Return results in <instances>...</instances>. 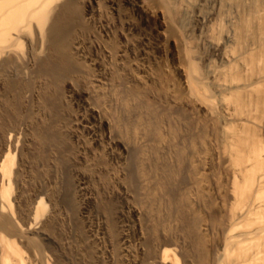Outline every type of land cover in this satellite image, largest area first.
<instances>
[{"label": "bare ground", "instance_id": "1", "mask_svg": "<svg viewBox=\"0 0 264 264\" xmlns=\"http://www.w3.org/2000/svg\"><path fill=\"white\" fill-rule=\"evenodd\" d=\"M154 1L0 0L1 264H33L31 253L39 264H63L66 246L52 235L60 205L72 207L80 196L90 207L85 193L91 175L111 172L109 162L125 164L121 175L135 177L139 185L131 183L139 187L138 195L131 191L133 201L127 188L109 202L118 211L113 215L117 225L108 223L118 233L117 244H111L119 245L108 246L110 260L117 248L118 264H264V139L249 138L246 131L264 124V0L253 13L239 12L238 0H180L188 17L185 31L197 38L204 75L187 72L180 57V65L168 67L172 72L163 69L179 50L175 35H165L164 15ZM252 20L260 32L250 28ZM240 24L247 40L243 46ZM109 30L116 31L112 39ZM216 133L225 182L215 180L206 165ZM85 161L88 169L76 167ZM59 163L69 165L63 168L65 177L59 175L62 194L57 190L61 180H55ZM31 171L39 172L33 175L37 180L43 176L39 183L34 179L38 185H32V175L27 182ZM218 192L230 198V208L222 216L221 248L209 255L204 236L219 218ZM78 203L76 213L69 211L88 227L87 244L85 253L78 246L82 253L73 260L92 264L106 251L92 244L104 237L96 238L90 210ZM21 212L26 213L24 225L20 215L17 220ZM142 216L148 224L140 222ZM171 220L183 221L190 238H183L184 228L175 233ZM78 228L83 235L84 227L83 232ZM23 240L32 250L30 256L24 253L27 260L17 245Z\"/></svg>", "mask_w": 264, "mask_h": 264}, {"label": "rangeland", "instance_id": "2", "mask_svg": "<svg viewBox=\"0 0 264 264\" xmlns=\"http://www.w3.org/2000/svg\"><path fill=\"white\" fill-rule=\"evenodd\" d=\"M192 1H195V0H192ZM154 2H156V10L157 11H161L162 13H163V17H164V23H165V26L166 27H164L163 29L166 31L165 32V35L168 33V35L170 36V34H172V35H175V38H174V36H173V38L175 39V42L177 43L176 45H177V49L179 50V51H177V53L175 54V59L173 60V61H171V62H169L168 61V63H169V65L166 67L165 66V64H164V67H163V69L164 70H166V68H167V70H168V67H169V69H172L171 68V64H175V65H180V61H179V57L181 58V60H183V63L181 64V65H183L184 66V68H185V70H187V72H189V73H191V72H194L195 74H200V75H204L205 74V68H204V66H202L201 64H200V62H199V57H200V54H201V51H200V49H198L197 48V38L195 37V36H193V35H189V34H187L188 32H186L185 31V28L186 27H189V25H187V23H188V17L185 15V13L183 12V10H182V8H181V5H180V0H156V1H154ZM234 4V3H233ZM232 4V5H233ZM234 5H236L238 8V11L239 12H241V13H253V11L255 10V9H257L259 6H260V0H241V2L238 0ZM234 5H233V7H234ZM155 8H154V10H155ZM110 18V17H109ZM260 18H261V16H260ZM255 20V19H254ZM242 25L243 24H240L239 26H238V28H239V32H238V35H240L239 36V38H238V41L242 44V46L245 44V41H247L246 39H245V37L243 36V34H242ZM250 28L251 29H253V31L254 32H260V30H259V27H258V24H257V22L256 21H253L252 20V22L250 23ZM162 29V30H163ZM261 29V28H260ZM109 34H111L109 37L112 39V37L113 36H115V34H116V31H112L111 32V30H109ZM172 32V33H171ZM109 37H102V36H97L96 37V39H98L99 38V40L101 39L102 41H103V38H106V39H109ZM172 38V39H173ZM110 39V40H111ZM98 40V41H99ZM255 41H256V39H255ZM169 44V43H168ZM170 45V44H169ZM175 45V46H176ZM176 49V50H177ZM153 60V59H152ZM214 64L215 65H217L216 64V62H214ZM168 71H171L172 72V70H168ZM206 87V86H205ZM262 90L264 89V86H263V84H262V86L260 87ZM206 89H207V93H206V95H210V90H209V88H208V86L206 87ZM262 124V125H261ZM260 125V128H249V129H246V131H248L247 133H248V135L247 136H249V138L250 137H256V138H258V139H260V140H263L264 139V124L263 123H261ZM218 133V132H217ZM216 133V137H215V139H213V141H215V142H213V144H212V147L210 146V150H208L209 151V155L207 154V157H209V160L208 159H206L208 162H209V165H208V162L206 163V165H207V167H208V169H209V171H211V175L213 176V178L214 177H216V178H214L215 180H218V179H221V180H223L224 179V170H226V167H225V165H226V163L223 161V158L221 157V156H219L220 155V150H221V145H220V139H217L218 137H220V136H218V134ZM22 135V134H21ZM20 135V137L19 138H21L22 136ZM220 135V134H219ZM251 135V136H250ZM248 138V137H247ZM19 143H20V140H19ZM68 164H69V161L67 162ZM84 163H86V161L85 162H81V164H83V165H81L80 163H78V164H80V165H78V164H76L77 166L76 167H81V168H84V167H86V169H88V167H87V163L86 164H84ZM112 162H109V164H110V168H111V166H112V168H111V172H109L108 174H105V175H100V177L98 176V178H100V179H98L97 178V176H96V174H92L91 175V179H90V184L92 185H90L89 184V192L88 193H85L86 195V198L87 197H89L90 199H86V202L90 205V207L87 205V204H85L84 202H82V200H79V199H81V197L80 196H77V198H78V200H77V198H75L76 196H74V198H75V201H74V203H72L73 205H71L72 207H70L69 206V208H68V204H66V205H64V207H63V205H60V207L61 208H59V211H61V213L60 214H58V219H59V221L57 220L56 222H55V226L53 227V229H55V228H57V229H55L54 231L52 230V235H53V238L54 239H56V240H59L58 242L61 244V247H62V245L63 246H68L67 247V249H68V252H71V253H68L67 252V249H65L66 247H63V249L62 250H65L64 251V254H67V255H64V257L65 256H68V257H66V258H64V261H63V264H75V263H77L78 261H74L75 260V258H77V254H76V252L78 253V251L80 252V253H82V250H83V253H85V248H86V244H87V241H86V239H85V234H86V228H88L87 226H84V224H82V223H79L80 221H81V219H79V215H78V213L75 215V213H76V209H74V205L75 206H77L76 205V203H78V205H79V207H81V205L83 204H85L84 206L82 205V208L83 207H87V209L88 210H90L89 212H90V216H91V226H90V228L91 227H93V228H91L92 229V231H94V233L96 234V231H97V236H96V238L98 237V238H101V235H102V238L104 239V241L102 242L101 240H103V239H101V240H99L98 242H96L95 244H92V245H94V248H95V250H96V247L97 246H99V247H97V249H99V250H101V251H103L104 252V250L106 249V251L104 252V255H102V254H100V253H98L99 255H102V256H99V260L97 259V257L95 256V258H93L94 259V263H92V262H90V263H92V264H95L96 262H100V263H98V264H104L103 262H105V264H110L111 262V264H115V262L118 264V262H120L119 260H120V253H118V249L116 248V250H115V253H114V255L115 254H118L119 255V257H118V255H117V257H116V255L115 256H113L112 254V256H113V258L110 260L109 259V255H108V253H106L107 252V249L109 250V247L112 245V244H117V242H116V238L118 237V233L117 232H115V231H117L116 229L117 228H115V227H113L114 225L116 226L117 224H116V222H117V220L113 217V215H114V212H118L117 210H115V209H117V207L115 206L114 207V205H111L109 202H111L112 201V203L116 200V198H117V196H118V194H119V192L121 191L120 189H122V192H123V189L126 191V189L128 188V191H126L127 193H128V199L131 201V199H132V201L134 200L133 198H134V196H132L133 194H134V190H136L135 191V194L137 193V195H138V188L139 187H137V188H135L134 189V187L137 185V186H139L138 185V182L137 181H135V180H137V179H135V177L133 178V176L132 177H129V176H127V174H126V176L128 177H126L125 175H121V171H120V169L122 170V171H126V165L125 164H121L120 163V165L118 164V163H115V162H113L114 163V165H113V163L111 164ZM59 164H61L60 166H58V170L59 171H61L62 170V172H59L58 170V174H57V178L55 179L56 181L58 180V178H59V175H61V173L63 174V176L65 177V174H66V171L68 170V168H69V165L67 164V166H65L64 167V165L62 164V163H59ZM116 164H118L119 166H121L120 168L119 167H117L118 165H116ZM122 165H123V167H125V168H122ZM63 166V167H62ZM83 166V167H82ZM210 166H212V167H210ZM72 167V166H71ZM119 168V170L117 169V168ZM63 168L65 169L66 168V171L65 170H63ZM52 169V168H51ZM116 169V170H115ZM128 169V168H127ZM116 171V173H119V175H121V177L118 175V176H116V173H114L115 171ZM214 170V171H213ZM63 171H65V172H63ZM119 171V172H118ZM213 171V172H212ZM34 171H31V173H30V176L28 177V178H26V179H28L27 180V182L28 183H31V180H32V177H33V175L34 176H36L37 175V177H38V174H39V172L37 173L36 171L34 172V173H36V174H34L33 173ZM114 175L113 177H112V174ZM219 173H221V174H219ZM109 174H111V175H109ZM217 174V175H216ZM31 175H32V177H31ZM62 176V177H63ZM96 176V177H95ZM102 176V177H101ZM125 176V177H124ZM109 177H110V180H112V181H114V182H112V181H108L109 180ZM119 177V178H118ZM222 177H223V179H222ZM31 178V179H30ZM36 177H33V183H32V185L33 184H35V182H36V184L35 185H38V183L39 182H41L40 180L43 178V176L41 177V175H39V178H41V179H39L38 178V180H37V178H36V180L38 181V183H37V181L35 180L34 181V179H35ZM60 178H61V176H60ZM59 178V179H60ZM97 178V179H96ZM103 178L104 179H106V180H103ZM112 178V179H111ZM125 178V179H124ZM218 178V179H217ZM64 178H62V179H60L61 181H57L58 182V188H57V190H58V193L60 192V194H62L63 192H61V191H63V184L61 183L62 182V180H63ZM96 180V181H91V180ZM116 181H115V180ZM118 179H120V180H122L123 181V179L126 181V182H129L130 181V186L132 187V184H134L135 182H136V184H134L135 186L134 187H132V188H130V186H128L127 187V185H129L128 183H126L125 181H123V182H120V181H118L117 182V180ZM132 179H134V180H132ZM52 180V179H51ZM54 180V179H53ZM101 180V183L99 182ZM103 180V181H102ZM106 181V182H105ZM132 181V182H131ZM135 181V182H134ZM224 181V180H223ZM223 181H221L222 183H224ZM44 181L42 180V183H43ZM93 184H92V183ZM98 182V183H97ZM103 182H105V183H107V185H109L108 186V189L107 188H104V186H105V183H103ZM109 182V183H108ZM112 182V183H111ZM41 183V184H42ZM113 183H117L116 185H112V186H114V187H110L111 186V184H113ZM123 183V184H122ZM125 183H126V186H124L125 185ZM132 183V184H131ZM104 185V186H103ZM106 185V186H107ZM118 185V186H117ZM124 186V187H126V188H122L121 186ZM39 186H40V184H39ZM91 186V187H90ZM100 186H103V187H101L100 189L99 188H97V187H100ZM109 187L111 188L110 190H109ZM61 188V189H60ZM91 188V189H90ZM131 190H130V189ZM98 189V190H97ZM107 189V190H106ZM113 189H118L117 191H115V190H113ZM31 189H29V190H27V194H28V192H29V194H32V190L30 191ZM93 190V191H92ZM94 190H97V191H95L94 192ZM104 191V192H103ZM108 193H107V192ZM131 191H132V193H131ZM220 192V191H219ZM215 193L214 194V196H215V199H216V201L218 202V205L220 206L221 205V207H219L220 209H219V213H218V216H219V218L221 219L222 218V216L223 215H225L226 214V212L225 211H227L228 209L227 208H230V205L228 204L229 203V200H230V198L227 196H224V194L223 193ZM93 193V194H92ZM105 193V194H104ZM113 193V194H112ZM117 195H115V194ZM130 193V194H129ZM92 196H91V195ZM217 194V195H216ZM42 195V194H41ZM109 195V196H108ZM112 195H114V196H112ZM131 195V196H130ZM84 196V197H85ZM104 196H106V197H104ZM110 196H112V197H114V198H112L111 197V199H110ZM116 196V197H115ZM94 197V198H93ZM104 197V198H103ZM108 197V198H107ZM131 199H130V198ZM218 199H217V198ZM74 198L72 199V200H74ZM103 199H106V202H107V204H106V202H105V200H103ZM107 199H110V201L108 200L107 201ZM114 199V200H113ZM71 200V201H72ZM219 200V201H218ZM95 201V202H94ZM103 201L105 202L104 203V205H103ZM80 202H81V204H80ZM136 202V201H135ZM135 202H133V203H135ZM221 204H220V203ZM228 202V203H227ZM70 203V204H71ZM69 204V205H70ZM101 204V205H100ZM105 204L108 206V208L106 209V207L107 206H105ZM111 206H110V205ZM87 205V206H86ZM97 205V206H96ZM223 205V206H222ZM105 206V207H104ZM110 206V207H109ZM66 207V208H65ZM64 208H65V210H66V212H67V209H68V211H69V209L71 210V208H73V210L75 211V213H73V215H72V212H73V210L69 213H67L66 215L64 214L65 213V210H64ZM91 208V209H90ZM226 210H225V209ZM100 209H101V211H100ZM112 209H113V211H112ZM165 209V208H164ZM103 210H104V212H103ZM64 211V212H63ZM92 211V212H91ZM95 211H97V212H95ZM113 213L112 214V216H111V213ZM93 212H94V216H93ZM101 214H100V213ZM154 212V211H153ZM152 212V213H153ZM164 212V211H163ZM162 211H160V213L162 214L163 213ZM24 212H21V214H18V217H17V214L15 215L16 217H17V220L18 219H20L21 217H22V222H20V220L18 221L19 223H22L21 225H24L23 223L25 222L26 223V221H24V220H26V213L25 214H23ZM63 213V214H62ZM98 213L101 215H99L98 216ZM159 213V214H160ZM225 213V214H224ZM23 214V215H22ZM62 214V215H61ZM95 214H97V215H95ZM104 214V215H103ZM21 217H20V216ZM25 215V216H24ZM59 215H61V216H59ZM65 215V216H64ZM75 215V216H74ZM102 215H103V217H102ZM105 215H106V217H105ZM67 216H69L70 217V219L72 220L74 217H78V218H74L72 221H74V220H76V222L74 221V222H71V220H67L69 217H67ZM95 216H97L96 218H98V219H95ZM115 216V215H114ZM217 216V217H218ZM60 217L61 218H63L62 220L60 219ZM93 217V218H92ZM102 217V218H104V220L105 221H107V222H105V221H103V219L100 218ZM107 217H109L110 218V220L109 219H107ZM112 217V218H111ZM66 218V219H65ZM218 218V220L216 221V222H214V224L216 223V226L214 225V224H212L211 226L214 228H211L210 229V227L208 228V230L209 231H206V234H205V232L203 233V236H204V234H205V239H207V241H208V246L209 247H207V248H209L208 250H209V255H213L214 254V252H216L217 251V249L219 250L220 248H221V244L219 243V238H222V232L224 231V230H226V226H225V224H223L224 223V217L220 220ZM102 220L103 222H105V223H101V221L100 220ZM115 219V220H114ZM63 220H67L65 223H64V221ZM80 220V221H79ZM97 220V221H96ZM109 220V221H108ZM111 220H114V221H111ZM143 220V221H142ZM142 220H140V222H146L147 220L146 219H144L143 218V216H142ZM146 220V221H145ZM24 221V222H23ZM60 221H61V223H62V225H61V223H60ZM77 221H78V223H79V225L81 224V225H83L82 227H84V233H83V235H82V233H80V231L79 230H77V232H76V228H80L81 226H79V225H77L78 223H77ZM99 221V225L98 224H96L97 222ZM172 221V220H171ZM220 221V222H219ZM223 221V222H222ZM58 222H59V225L58 226H56V223L58 224ZM67 222H69V223H67ZM82 222V221H81ZM93 222V223H92ZM173 222V225L172 226H175V227H173V230L175 231V233L177 232V233H182L183 232V228L184 229H186V231H187V227H184V223H183V221H175L174 222V220L172 221ZM172 222L170 223V224H172ZM219 224H218V223ZM72 223V224H71ZM112 224V225H110L109 226V224ZM142 223H140L141 225H142ZM147 224H148V221L146 222ZM146 223H144L145 225H143V226H145L144 227V229H143V231H145L146 230V226H147V224ZM176 223V224H175ZM179 224V226H178V224ZM66 224V225H65ZM68 224V225H67ZM101 224V225H100ZM104 224L105 225H107V226H104ZM73 226V228H72V226ZM78 227H77V226ZM97 225L98 226V230H96V228H97V226H96V228H95V226ZM102 225L104 226V228L102 229ZM65 227V228H63V227ZM74 226L76 227L75 229H74ZM177 226V227H176ZM182 226V227H181ZM215 226V227H214ZM71 227V228H70ZM81 227V228H82ZM101 227V228H100ZM181 227V229H179V228ZM59 228H62V229H59ZM78 228V229H79ZM80 228V229H81ZM110 230H109V229ZM135 228V229H134ZM179 229V231L177 230V229ZM94 229V230H93ZM100 229H102V230H100ZM105 229V230H104ZM131 229H134L135 230V232L137 231V228H136V226H134L133 228H131ZM60 230L61 232H58V231ZM75 231V234H74V231ZM82 230V232H83V229H81ZM108 232H107V231ZM115 230V231H114ZM181 230V231H180ZM132 231V230H131ZM185 230H184V232L182 233L183 234V238H190L188 235H186L185 233H188V231L186 232ZM59 233H61V235L62 236H57ZM100 232H101V234H100ZM113 232V233H112ZM55 233V234H54ZM77 233V234H76ZM103 233V234H102ZM108 233H112L111 234V237H113L114 236V239L113 238H111V237H109L108 236ZM224 233V232H223ZM104 234H106V236L104 235ZM115 234V235H114ZM182 234H181V236H182ZM54 235H55V237H54ZM60 235V234H59ZM76 235V236H75ZM104 235V236H103ZM113 235V236H112ZM186 235V236H185ZM66 237V238H65ZM75 237V238H74ZM81 237V238H80ZM110 238V239H108V238ZM60 238L62 239V240H64L65 241V239H66V242H67V244H66V242H64V241H62V242H60ZM79 239V241L77 240H75V241H73L72 239ZM208 238H210V240L208 239ZM107 239V240H106ZM70 240H72L75 244H76V242H77V246L74 244H72L73 242H71L69 245H68V241L70 242ZM81 240V241H80ZM115 240V241H114ZM134 239H132V241H133ZM84 241V244L82 243ZM108 243H107V242ZM39 242V241H38ZM78 242H79V244H78ZM86 242V243H85ZM101 242V243H100ZM105 242V243H104ZM135 242V241H134ZM26 244V242L23 240V242H18V246L22 249H20L21 250V252L23 251V250H25L24 252H22L23 253V256L26 254V252L28 253L27 254V256H30L31 254V261H29V258L25 255L24 257H26L25 259L27 260V258H28V262H32L33 264H39V262L38 261H36V257H34L33 256V253H29V252H32V250L30 249V248H28V246H27V244ZM65 243V244H64ZM94 243V242H93ZM104 243V244H103ZM109 243H110V245H109ZM112 243V244H111ZM72 244V245H71ZM81 244V245H80ZM108 244V245H107ZM80 245V247L81 248H83L82 250H81V248L80 247H78ZM97 245V246H96ZM102 245H104V246H101ZM24 246V247H23ZM27 246V249L25 248ZM75 246V248L77 249V251H76V249L74 248L73 249V247ZM85 246V247H84ZM96 246V247H95ZM109 246V247H108ZM113 247H118L119 245H112ZM72 247V248H71ZM106 247V248H105ZM71 248V250L69 251V249ZM28 249H30V251L28 252ZM61 249H60V251H61ZM103 249V250H102ZM0 250H2L1 248H0ZM72 250L74 251L73 253H72ZM54 250H48V252H49V254H50V252L51 253H54L53 252ZM117 251V252H116ZM3 252V250L0 252V253H2ZM66 252V253H65ZM25 253V254H24ZM63 253V252H62ZM4 254V253H3ZM3 254H2V257H3ZM73 254H75V255H73ZM108 256H107V255ZM1 255V254H0ZM108 258H107V257ZM103 257V258H102ZM33 258H35L34 259V261H36V263L34 262V261H32L33 260ZM105 258H107L109 261H107V259H105ZM117 259L118 261H116V260H114V262H113V259ZM1 256H0V264H1ZM74 259V260H73ZM96 259V260H95ZM104 260V261H103ZM107 261V263H106V261ZM180 260H181V258H180ZM111 261V262H110ZM110 262V263H109ZM12 263V262H11ZM14 263V262H13ZM28 264H30V263H28ZM51 264H53L52 262H51ZM79 264H81V263H79ZM83 264V263H82ZM97 264V263H96Z\"/></svg>", "mask_w": 264, "mask_h": 264}]
</instances>
